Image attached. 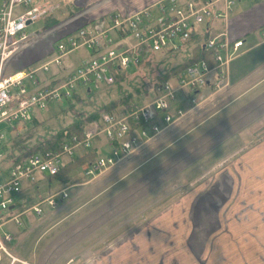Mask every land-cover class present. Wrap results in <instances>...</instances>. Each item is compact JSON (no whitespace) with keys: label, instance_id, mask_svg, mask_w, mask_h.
<instances>
[{"label":"built area","instance_id":"obj_1","mask_svg":"<svg viewBox=\"0 0 264 264\" xmlns=\"http://www.w3.org/2000/svg\"><path fill=\"white\" fill-rule=\"evenodd\" d=\"M243 1L158 0L135 14L101 18L87 29L69 33L52 43L43 58L15 70L12 65L18 53L53 32L28 34L26 29L55 12L59 5L38 0H0L1 264L5 259L14 261L9 249L13 234L5 227L21 226L20 217L28 212L40 217L44 205L54 209L59 194L67 197L64 191L56 192L26 208L27 201L21 200L26 188H37L40 178L59 173L64 160H73L79 151L86 152L102 140L109 152L98 155L82 170L87 178L99 177L185 116L179 95L194 108L207 99L204 91L209 83L212 93L229 86L231 62L245 52L241 39L231 40L229 19L233 8ZM108 20L111 26H107ZM213 23L223 25L222 31L202 44L204 50H214L213 67L205 60L193 64L173 81L155 87L150 100L134 106L129 113L120 117L102 114L81 135H73L64 142L59 151L38 153L9 167L2 161V144L12 124L29 122L35 112L46 110L50 102L71 99L77 87L90 91V87L111 86L120 69L128 70L143 60L186 51L194 34L204 36L206 31H214ZM112 32H119L118 38L112 37ZM79 49L87 50L89 59L72 69L64 66V59Z\"/></svg>","mask_w":264,"mask_h":264},{"label":"crops","instance_id":"obj_2","mask_svg":"<svg viewBox=\"0 0 264 264\" xmlns=\"http://www.w3.org/2000/svg\"><path fill=\"white\" fill-rule=\"evenodd\" d=\"M157 1L42 0V2H54L60 5L52 13L53 19L59 21V25L55 28L59 39L81 28L87 29L98 19L117 14L126 17L152 6ZM107 26H111L109 20ZM222 29L223 25L221 27L220 23H216L214 31L210 32L209 36L217 35ZM263 31L264 0H245L240 3L231 14L229 34L231 40L241 39L244 42L245 52L231 62L229 86L217 93H212V84L209 83L204 91L207 99L199 104L207 102L208 98L212 97V100L218 99L221 103L222 108L217 107L218 113L225 109H231L232 112H229L227 118L219 125L210 128L211 137L203 139L201 145H197L192 150L193 144L189 146L187 143L179 149V154H174L170 158L172 162L180 155V160L184 162L175 173L174 180L192 166L186 162L187 152H193L195 156L200 153L194 159V162L198 163L208 153H220L226 147L225 151L217 157L218 163L214 166L210 177H206L210 178V181L204 189L203 187L200 190L197 189L188 194L187 198L182 197L181 201L175 202L174 205L156 215L149 224L140 226L141 230L136 233V238L119 240L103 250L98 249L101 245L100 241L93 248H88V252L82 256L76 255L77 249L88 245L90 243L87 241L88 238L99 232L105 220L117 215L115 211L121 208L119 205L121 203L115 201L110 206H107L106 201L101 203L94 212L86 213V216L80 217L79 220L74 219L45 243L44 237L47 233L52 229H58L69 217L68 214L56 226L47 230L43 229L39 236H35L44 226L42 223L49 214L64 209L61 206L63 202H59L66 199L68 195L62 198V194H59L56 208L43 207L40 217L28 212L23 215L26 217L29 214L28 217L31 218L26 223L25 217H20L23 231L11 232L12 241L16 240L26 248L16 254L17 250L11 242L9 249L14 261L5 259L2 264H78V260H83L81 264H264V56L256 59L251 67L247 60H238L247 52L263 45ZM118 36L119 32H112V37L118 38ZM197 36L200 39L202 35ZM89 57V52L87 57L81 55L79 62L75 64L68 59L64 66L75 68ZM179 100L182 106L185 98L179 95ZM199 105L194 108L189 105L186 109L182 106L185 112L188 111L184 117L197 109ZM40 112L42 111L38 113ZM181 119L164 132H169L173 126L180 123ZM206 133L204 132L205 135ZM230 140L233 143H228ZM98 141V155L107 154L108 148L103 145L102 140ZM228 148L230 149L227 150ZM141 149L142 147L124 161L134 159L144 150ZM226 151L229 153L225 154ZM177 155L178 157L174 158ZM70 161L72 160H64L63 164ZM171 162L159 176L172 178L168 175L173 169ZM101 175L96 178L84 177L88 184L102 177ZM47 182L46 176L40 178L37 188L30 187L29 192H26L29 188L23 191L21 200L27 201L29 196L38 195L47 189ZM87 184L59 186L62 189H59L57 193L62 191L65 193ZM152 190L153 188L150 189ZM137 192L135 190V193H127L123 200L129 198L132 201L140 197L136 194ZM75 212L76 210L73 211L72 216ZM92 252L99 254L93 256Z\"/></svg>","mask_w":264,"mask_h":264},{"label":"rangeland","instance_id":"obj_3","mask_svg":"<svg viewBox=\"0 0 264 264\" xmlns=\"http://www.w3.org/2000/svg\"><path fill=\"white\" fill-rule=\"evenodd\" d=\"M180 1L182 2L183 0ZM40 2H42V0H40ZM238 5L239 4L233 8L232 13L235 9H237ZM221 7L222 4L218 6L219 9ZM53 18V14H50L48 17L37 21L26 29L28 34L33 32L44 34L50 30L53 32L45 34L40 40L29 45L20 53H18L17 61H15V63L12 65L13 69H21L30 62H34L39 58H43V55L48 50V47L59 39L57 34L58 31H55V28L59 25V23L54 27L52 26V28L49 26V21L53 20ZM215 26L216 23H213V27ZM206 32L207 35H210V32L213 31L208 30ZM251 38H253V36ZM81 55L87 57L88 51L85 49H79L65 58L64 62L66 61L67 63L69 59L72 60L73 64H75L76 62H79ZM186 55L187 50L170 55L169 64L175 65L178 61L183 60ZM263 56L264 43L262 46L247 52L238 60H247L248 65L251 67L256 59H259ZM160 58V56L155 57L156 60ZM143 67L144 66L138 67L137 71L133 70L134 73H131L130 76H128L127 82L122 83L123 88L125 90H129L130 92H132V89L136 88V85L142 90H147L140 94L142 100H136L140 101V104L146 103L150 100L151 92H148V89L150 86H152L153 81H155L156 76H158L159 70L162 68V66L157 67L155 65H153L151 68ZM116 89L117 88L115 87L112 88L109 95L103 86H99L97 88L90 87V91L88 88L77 87L76 94L81 96L83 99L82 102H74L68 105L65 104L67 101H61L59 102L58 106H62L63 109L57 107L56 104H53V102H50L49 109L40 112V118L42 121L41 124H38L34 127L33 125H27L26 123L24 126V122L17 124L14 123L12 124L13 128L11 129V137L15 138L17 133H20L21 135L17 137V141L23 146L24 144L28 145L34 143L37 140L45 139L51 134L57 133L58 130L60 131L66 129L67 126L71 125L75 119H78L83 115H87L88 113H92L94 110L93 108L98 107L100 104L102 105V102H108L110 99L117 97L118 94ZM89 92H91L93 95H97V98H88ZM211 98H208L207 102H202L197 109L181 119L180 123L173 126L169 132L162 133L149 142L146 146L142 147L141 150H144L139 152L136 157H134V159L131 158L133 160H129L134 162L133 164L131 162L129 163V161L125 162L123 160L124 162L122 161V163L118 164L114 168L103 172L101 175L102 177L88 184L86 183L85 178L83 181L76 180L77 178L83 177L82 170H85L86 167L83 166L84 163L80 165L81 167L77 170L79 174L75 180L78 182V185H87L84 187L70 189L67 192L65 191L68 197L59 202H63L64 205L62 204L61 206L64 209L49 214L47 219L42 223L44 226L39 232L35 234V236H39L43 232V229L47 230L53 226H56L60 220H63L69 214V217L63 221L58 229H52L47 233V236L44 237L46 243L50 237L56 235L57 232L64 226H67L73 222L74 219L79 220V218L82 216L84 218L86 213L94 212V210L98 208L101 203L106 201L107 206H110L113 205L115 201L120 202L121 204L119 205L121 208H118V210L115 211L117 215L110 218L109 220H105L99 232L93 234L90 239L88 238L87 241L90 242L88 245H83V247L80 246V248L77 249L76 255L82 256L86 254L85 252H88V248H93V246H95V244L99 243L100 241L101 245L98 249L103 250L119 240L126 241L131 238H136V233L141 230L140 226L149 224L156 215L174 205L175 202L181 201L182 197H186L188 194H191L197 189L200 190L202 187L204 189L206 185L209 184L208 181H210V178L206 177H210L214 166L218 163L219 158L217 157L223 153V151H225L224 149L226 147L220 153H208L207 156H205L198 163H195L194 159L198 157L200 153L195 156V153L190 151L187 152L186 162L192 166L188 167V169L181 175L175 177L174 180L173 178L175 173L179 171L178 169L183 166L184 162L180 160V155L179 157L178 155L175 156L174 158H178L172 162V159L170 158L174 154H179V149L187 143H189V146L193 144L192 150H194L197 145H201L203 139L211 137L209 131L210 128H213L214 125H219L225 118H227L228 113L232 112L231 109H225L221 113H218V109L222 108V106H220L221 103H219L218 99L212 100ZM72 104L73 106H71ZM223 104H225V102ZM189 105L190 104L187 100L182 103V106L185 109L189 108ZM217 107L219 108L217 109ZM28 129L29 131L26 132ZM204 132H208L206 133L207 135H205ZM228 143H233V141L230 140ZM229 149L230 148L227 150ZM224 153L226 154L229 152L226 151ZM170 162L173 164V169L168 175L172 176V178H167L161 187L155 191H150L152 187H146V185L150 183L151 180L156 181L159 180L158 178H162V176H159V174ZM179 163L181 164L177 166ZM73 171H76V169ZM59 186H63L60 181L53 183L49 188L57 192L59 189H62V187ZM29 190L30 188L26 189V192H29ZM135 190L138 191L136 194L140 195L141 198L137 197L132 201H130L129 198L123 200L127 193H135ZM43 207L45 208L47 206L44 205ZM71 210H76L73 216V211ZM15 213H17V211L13 212V214ZM28 216L29 214H27L26 217L24 216L25 223L31 219ZM44 217L45 216H43V218ZM5 229L9 232H15L18 230V232L23 231L21 226H16L14 224L6 226ZM12 245L17 250L16 254L24 248L23 244L17 243L16 240L12 241ZM97 254L99 253L92 252L93 256ZM82 261L83 260H78L77 263L81 264Z\"/></svg>","mask_w":264,"mask_h":264},{"label":"trees","instance_id":"obj_4","mask_svg":"<svg viewBox=\"0 0 264 264\" xmlns=\"http://www.w3.org/2000/svg\"><path fill=\"white\" fill-rule=\"evenodd\" d=\"M48 17V16H46ZM59 23L58 20L53 19L49 21V26L52 28V26H56ZM49 28V29H50ZM195 33V32H194ZM198 34H194L192 36V40L189 42L187 47V55L186 57L178 61L175 65H170V56L168 57H161L160 59L150 58L147 60L141 61L139 64L130 67L128 70L120 69L115 73V82L114 86H107L105 87V91L109 93L112 88H117V94L118 96L114 99H110L108 102H102V105L100 104L98 107L93 108L94 110L92 113H88L87 115H83L78 119H75L74 122L67 126L64 130H58L57 133L51 134L49 137H46L42 140H37L32 144H20L17 141V137H19L21 134L17 133L15 138L11 137V132L7 136V140L3 143L2 146V161L9 167L13 166L21 161H24L26 158L33 156L38 153L44 154L46 151H59L62 147V144L66 141H68L73 135H81L83 131L90 126V124L98 120V118L102 114H109L115 117H120L123 114L129 113L133 110L134 106L139 105L140 101L136 100H142L141 93L147 91L142 90L139 88V86L136 85V88L132 89V92L129 90H125L123 88V82H127L128 76L130 74L134 73V71L138 70V67H152L155 66H162V68L159 70L158 76H156V80L153 81L152 86L149 87L148 92H151L154 90L155 87H157L159 84L170 81L174 79L180 72L184 71L186 68L192 66L193 64L205 60L209 67H213L214 62L212 59V54L214 50H204L203 49V42L207 40V38L211 36H207L206 34L204 36H201L199 39ZM143 67V68H144ZM134 70V71H133ZM88 98L94 99L97 98V95H93L91 92H89ZM67 101L65 104H71L74 102H82L83 99L78 94H74L71 99L69 100H62ZM59 103H56V106L63 109L62 106H58ZM61 105V104H60ZM73 106V104L71 105ZM52 109V108H51ZM53 110V109H52ZM41 114L38 112H35L29 122H27V125H33L34 127L38 124H41ZM24 124V126L26 125ZM29 129L26 131L28 132ZM8 142V143H7ZM99 141L97 140L94 145L88 149L86 152L79 151L77 154L78 159H73L70 162H66L61 166V169L59 173L55 176H46L48 178L47 182V189H44L42 192L38 193V195L34 194L33 196H29L27 203L25 204L26 208H30L32 205H34L36 202L52 195L55 193V190H52L49 188V186L58 181H62L61 184L64 186H70L73 184H77L78 182L76 180H85L84 177H78L79 172H77L78 168H80L83 163L84 164H90L93 162L97 156H98V149H99ZM86 154V155H85ZM6 155V156H5ZM5 160V161H4ZM9 164V165H8ZM76 169V171H73ZM75 178H77L75 180ZM85 178V179H84ZM159 180L153 181L151 180L150 183L146 185V187H152L155 191L159 187H161L165 180L167 178H158ZM169 179V178H168Z\"/></svg>","mask_w":264,"mask_h":264},{"label":"bare ground","instance_id":"obj_5","mask_svg":"<svg viewBox=\"0 0 264 264\" xmlns=\"http://www.w3.org/2000/svg\"><path fill=\"white\" fill-rule=\"evenodd\" d=\"M81 29H83V28H81ZM8 143V142H7ZM3 145V144H2ZM4 155V154H3ZM6 156V155H5ZM5 161V160H4ZM9 165V164H8ZM24 217V216H23Z\"/></svg>","mask_w":264,"mask_h":264},{"label":"water","instance_id":"obj_6","mask_svg":"<svg viewBox=\"0 0 264 264\" xmlns=\"http://www.w3.org/2000/svg\"><path fill=\"white\" fill-rule=\"evenodd\" d=\"M154 180H155V178H154Z\"/></svg>","mask_w":264,"mask_h":264}]
</instances>
